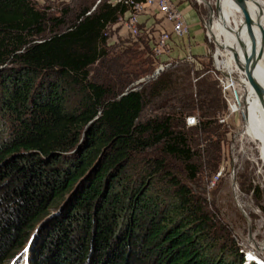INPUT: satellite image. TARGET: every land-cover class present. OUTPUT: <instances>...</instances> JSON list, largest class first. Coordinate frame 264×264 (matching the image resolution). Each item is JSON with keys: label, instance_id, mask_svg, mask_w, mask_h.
Masks as SVG:
<instances>
[{"label": "trees", "instance_id": "obj_1", "mask_svg": "<svg viewBox=\"0 0 264 264\" xmlns=\"http://www.w3.org/2000/svg\"><path fill=\"white\" fill-rule=\"evenodd\" d=\"M98 1L68 27L55 1L0 0V264L29 242L31 264H244L203 195L231 134L214 66L131 87L156 70L149 40L111 43L127 9ZM150 106L169 115L139 124ZM196 111L200 127L168 128Z\"/></svg>", "mask_w": 264, "mask_h": 264}, {"label": "rangeland", "instance_id": "obj_2", "mask_svg": "<svg viewBox=\"0 0 264 264\" xmlns=\"http://www.w3.org/2000/svg\"><path fill=\"white\" fill-rule=\"evenodd\" d=\"M95 1L96 0H64V2H56L55 4H51L55 7V11L50 13L54 17H58L61 16L62 11L60 10L64 8L70 10L71 12L66 18L71 22L68 26L70 27L76 21L78 13L81 10L80 6L85 4L93 5L95 4ZM259 1L264 6V0ZM190 2L197 9L201 17V27L204 33L202 41L196 42L194 39L192 55L194 56V61H196L197 58L195 67L196 69H202L203 63H211L212 66H214L213 55L216 50L215 44L217 42L211 34L209 24L211 21L218 20V11L216 7L218 0H203L202 2L199 0H190ZM211 8L214 11L213 13L211 12ZM236 19L238 22L241 21L242 17L240 13H237ZM233 23H235L234 20H232V24ZM109 33H111L110 35L113 37L116 35L122 46L132 45L139 51L145 53L144 48L138 41V38L141 37L140 35L137 38H134L124 27H119L118 30L113 29V31L111 30ZM208 35H210L212 40L208 38ZM185 47L186 45L184 43H181L179 47L177 46L176 50H174V47L168 59H170L172 63L182 59L187 60V57H189L187 50L189 48ZM199 52H204L206 54L202 55ZM208 55L210 59L207 58ZM218 56L228 57L227 62H224L225 66L229 68L231 72L235 73V79L239 86V93L242 96L240 109L243 114L228 117L229 114L226 113L225 117H228V125L230 126L231 134L228 137V142L224 144V161L216 173L211 174L207 171L206 167L203 168V195L206 199L209 210L215 215L216 219L231 231L232 236L238 243L242 244L241 246L239 245L242 251L245 253L248 250L258 249L264 257L263 145L254 137L245 134V129L247 128L246 119L248 115L245 103V97H247V91L245 89L247 88L245 87V84H243L245 83V80L242 72L240 70L234 71L231 67L230 61L233 62V59L228 52L222 49V51L218 52ZM190 64L192 65L194 63ZM151 81L150 78L146 77L136 81L131 87L141 90L145 84H148ZM153 109L152 106L148 109H144L138 122L145 124L148 121L160 120V118L163 117L162 111H154V114H152L151 111H153ZM225 125L228 127L227 124ZM199 148L201 149L200 146ZM220 172H222L221 176L217 178L218 173ZM243 183H245L247 189L251 188V186L252 189L258 187L261 192L260 199L255 196L253 190H244L245 185L243 186ZM30 247L31 243L29 242L25 246V250H22V254L18 253L7 264H31L30 259L32 255L30 251L27 252Z\"/></svg>", "mask_w": 264, "mask_h": 264}, {"label": "built area", "instance_id": "obj_3", "mask_svg": "<svg viewBox=\"0 0 264 264\" xmlns=\"http://www.w3.org/2000/svg\"><path fill=\"white\" fill-rule=\"evenodd\" d=\"M102 1H107L113 6H120L127 9L124 14L121 13L118 15L116 24H114L109 31L124 27L134 38L140 35L145 36L147 40H149L156 65V70L150 76V80L157 79L163 72L172 66L173 63L168 59L169 55L173 48L179 47L181 43L186 45L185 48H189L187 50L189 54L187 60L190 63H195L194 56L192 55L194 37L191 32V25L177 0H99L98 4ZM155 14L162 15L164 23L170 26V28H165L162 25H160L159 29L144 26L143 22H141V16ZM208 38L212 40L210 35H208ZM110 40L112 43H115V41L118 42L116 35L114 37L112 36ZM215 45L216 50L213 55L214 69L209 73L222 88L223 98L228 105V117L241 115L243 114L240 109L242 96L239 93V86L235 79V73L231 72L229 68L225 66L224 62H227L228 57L218 56V52L222 51V48L219 47L217 43ZM194 82L196 83L197 79H195ZM154 111L156 110L153 109V111H151L152 114H154ZM157 111H162L163 116L169 115L167 114L169 112L163 110ZM228 117L221 118L220 123L224 125L228 124ZM183 120V123L179 120L171 121L168 128L171 131H180L183 124L187 128L200 127L198 111L192 114L186 113ZM199 138L201 152L203 153V159H205L206 142L201 131ZM221 173L222 172L218 173L217 178L221 176ZM238 244L240 246L242 245L241 243ZM242 252L244 254V264H264V257L258 249L248 250L245 253L244 251Z\"/></svg>", "mask_w": 264, "mask_h": 264}, {"label": "water", "instance_id": "obj_4", "mask_svg": "<svg viewBox=\"0 0 264 264\" xmlns=\"http://www.w3.org/2000/svg\"><path fill=\"white\" fill-rule=\"evenodd\" d=\"M234 2L242 17L241 26L235 31L237 48L231 49L234 62L245 74L248 83L264 107V85L255 77L256 69L264 60V6L259 0H234ZM216 7L219 12V0ZM211 12H214L212 8Z\"/></svg>", "mask_w": 264, "mask_h": 264}, {"label": "bare ground", "instance_id": "obj_5", "mask_svg": "<svg viewBox=\"0 0 264 264\" xmlns=\"http://www.w3.org/2000/svg\"><path fill=\"white\" fill-rule=\"evenodd\" d=\"M219 6H220V10L218 12V20L212 21L209 24V28L212 36L215 38L218 45L224 51L228 52L230 56H232L233 62L230 61L231 67L234 69V71L235 70L239 71L236 64H234L235 62H234L233 52L231 49L237 48L235 31L236 29L240 28L242 19L240 22H238L236 19V15L237 13L241 14V12L239 11L234 0H219ZM252 8L253 11H255V13L257 14L255 8L254 7ZM232 20H234L235 23L232 24ZM263 25H264V21H263ZM242 74L245 80V83L243 84H245V87L247 88L245 89L247 91L246 93L247 97H245L246 98L245 103H246L248 115L246 119L247 128L245 129V134L252 136L261 142V144L263 145V157H264V107L261 101L259 100V98L257 97V95L255 94L254 90L248 83L245 74L244 73ZM255 77L262 85H264V60L256 69Z\"/></svg>", "mask_w": 264, "mask_h": 264}, {"label": "crops", "instance_id": "obj_6", "mask_svg": "<svg viewBox=\"0 0 264 264\" xmlns=\"http://www.w3.org/2000/svg\"><path fill=\"white\" fill-rule=\"evenodd\" d=\"M38 2H47L48 0H35ZM51 1H60V0H51ZM178 3H180V7L182 11L185 13L187 16L189 23L191 25V32L196 40V42H200L203 39L204 33L203 29L201 27V17L197 11V9L193 6V4L190 2V0H177ZM161 21H159V20ZM157 20V21H156ZM141 22H143L144 26L147 27H152L159 29L160 25H162L165 28H170V26L166 25L163 21V17L160 14H155V15H142L141 16ZM199 47V44H198ZM197 47V48H198ZM177 48V47H176ZM176 48L174 50H176ZM202 55H205L206 53L204 52H199ZM204 53V54H203Z\"/></svg>", "mask_w": 264, "mask_h": 264}]
</instances>
